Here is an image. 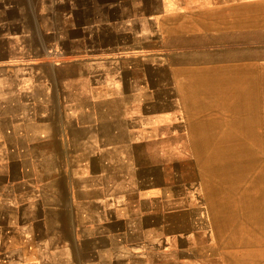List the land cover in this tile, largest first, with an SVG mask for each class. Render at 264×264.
<instances>
[{
  "label": "rangeland",
  "instance_id": "1",
  "mask_svg": "<svg viewBox=\"0 0 264 264\" xmlns=\"http://www.w3.org/2000/svg\"><path fill=\"white\" fill-rule=\"evenodd\" d=\"M12 1L0 0V6L10 7ZM217 1L100 0L79 30L68 8L64 39L46 41L45 55L31 59L34 68H76L75 62L84 59L101 68L112 66L114 59L117 66L130 68L118 56L159 57L163 68H151L155 62L146 59L145 79L158 81L162 74L172 97L186 96L196 119L194 132L215 136L186 143L174 132L163 152L132 153V167L142 176H124L125 183L107 180V159H102L103 181L92 180L84 156L64 152L67 134L59 136L56 129L45 139L48 131L43 121L32 118L26 91L12 89L31 72L17 70L22 59L0 60L7 95H0V264H264V32L253 38V46H243L241 57L232 51L226 55L230 63L241 59L243 68H177L190 64L178 57L179 47L204 43L187 37L190 26L197 30L192 32L211 28L202 18L212 13L196 7L199 18L192 23L191 7ZM80 30L82 39L75 38ZM249 42L247 36L242 43ZM139 69L130 80H143ZM176 81L181 85L174 88ZM12 91L20 94L12 97ZM194 100L202 104L193 105ZM184 123L172 115L162 120L164 128L182 130ZM29 130L41 132L35 141L27 138ZM161 137L152 139L163 142L165 134ZM44 144L49 152L37 150ZM58 212L66 221L64 232ZM181 212L190 214L181 224L191 232H167V224Z\"/></svg>",
  "mask_w": 264,
  "mask_h": 264
},
{
  "label": "crops",
  "instance_id": "2",
  "mask_svg": "<svg viewBox=\"0 0 264 264\" xmlns=\"http://www.w3.org/2000/svg\"><path fill=\"white\" fill-rule=\"evenodd\" d=\"M36 1L13 0L10 7L0 6L2 10L0 12V60L4 58L7 62L24 60L20 69L17 70L30 71L31 75L26 76V80L21 82L22 86L16 83L12 89L17 91L18 88L23 87L26 91L22 94H26V102L31 104L30 106L28 103L32 118L43 121L42 126L48 131V134L43 131L45 136L47 135L45 139L55 135L56 129L59 136L63 134L69 136L64 152L82 154L84 157L81 161L85 162L86 171L92 180L100 178L102 175L100 173L106 168L107 180L112 184L125 183L124 176L126 178L133 176L136 179L141 177L142 173L135 169V166L132 167L135 164L131 154L146 151L156 155L163 152V143L171 140L174 137L171 134L174 132H177L176 136L181 133L186 143H192L195 137H202L204 141L212 140L215 136L213 133L194 132L193 122L195 123L196 119L192 118L193 110H190L186 96L181 94L172 97V88L164 86L161 80L162 74L159 75L158 81L145 79L146 59L150 58L155 62L151 68H163V64L157 62L159 57L157 58L156 55L148 56L137 52L139 55L136 54L134 57H129L127 54L118 56L120 58H117V61L129 62L132 64L130 68H125L121 63L117 66L114 59H112L114 64L112 66L108 64L106 68H101L98 62L92 59L75 62L76 68H64V66L34 68L31 59L45 55L46 41L64 39L62 38L63 26L67 24L66 10L68 8L72 10L70 21H73L79 30V28L84 29L81 20L87 15L92 16L93 10L100 7V0ZM196 7L212 13V16L202 18V24H210L211 28L204 29L202 32H192L197 30L190 26L187 37L201 39L204 43L200 48H195L193 45L188 48L179 47L178 57L190 64L177 68H243L241 59L238 61L235 59L233 63H230L225 60V57L231 51L235 56L238 54V57H241L243 46H253L251 43L253 38H257L259 33L264 32V27H259L260 21H264V0L201 2L198 6L191 7L189 19L192 23L199 18L195 16L194 8ZM94 23L96 24V21ZM182 25L186 27V24L182 23ZM91 30L92 28L86 31V33L89 32L88 39L92 37ZM79 33L75 38L79 36L82 39V30ZM247 36L250 42L244 45L242 42ZM5 52L6 56L3 57ZM200 56L217 59L194 62L191 59V57ZM160 60L163 61L161 57ZM139 68H142L143 80H130L136 77L137 73H141ZM2 69L0 68V95L7 96L3 91L4 70ZM116 75L120 78L117 82L114 80ZM177 82H172L174 86L176 85L174 88L181 85ZM16 91H12V97L20 94ZM89 92L90 95H87ZM96 92L97 94L94 95ZM65 99L66 102H63ZM172 102H174L173 105ZM192 104L200 105L202 102L194 100ZM69 105L71 106L67 107ZM66 110L68 114L65 113ZM171 115L172 120L182 119L183 123L186 119L182 130L163 127L162 120ZM189 122L192 124L190 125ZM39 133L41 132L37 130H29L27 138L35 141ZM162 134L166 137L163 142L152 139L162 138ZM41 147V149L37 148L39 152L51 150L49 144ZM178 150L187 151L184 147H179ZM30 151L33 152L31 149ZM102 159H107L108 167L103 168ZM157 170L158 167H154V172ZM100 179L103 181V178ZM152 183L157 185L156 180ZM61 199L60 194L59 200ZM48 201H50V195ZM58 213L59 226L61 227L62 222L61 229L64 232L66 221L63 219V214ZM179 213L171 224H167L166 231L171 234L190 233V227L185 228L186 225L181 224L182 220L184 223L186 221L184 217L190 214L181 212L180 215Z\"/></svg>",
  "mask_w": 264,
  "mask_h": 264
},
{
  "label": "bare ground",
  "instance_id": "3",
  "mask_svg": "<svg viewBox=\"0 0 264 264\" xmlns=\"http://www.w3.org/2000/svg\"><path fill=\"white\" fill-rule=\"evenodd\" d=\"M240 203V202H239Z\"/></svg>",
  "mask_w": 264,
  "mask_h": 264
}]
</instances>
